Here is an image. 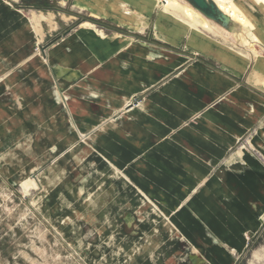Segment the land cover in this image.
<instances>
[{
	"label": "rangeland",
	"instance_id": "rangeland-1",
	"mask_svg": "<svg viewBox=\"0 0 264 264\" xmlns=\"http://www.w3.org/2000/svg\"><path fill=\"white\" fill-rule=\"evenodd\" d=\"M4 1L20 11V20L26 22L31 30L25 25L17 26L15 34L6 26L0 29V264H264V215L258 217L261 223L255 228L236 233V241L232 235L226 236L228 232L207 225L204 216L195 215L196 221L204 225L202 238L205 243L204 247L194 245L193 248L169 217L162 215V210L155 205L158 203L141 194L139 204H144V201L148 204V207L144 206L147 209H140L138 205L139 209L137 207L136 210L142 224L136 225L137 215L132 208L117 209L111 206V213L112 210L108 209L110 195L113 192L114 196H118L120 190L125 192L115 180L127 183L122 178L129 179L128 175L92 146H74L69 152H64L58 146V143L64 146L67 142L62 129V116L67 117L65 113L62 114L65 112L63 92L69 85L79 83L83 77L67 78L71 84H64V72L53 75L50 68L58 71L61 65H68L62 60L68 59L54 61L53 53L65 47L63 53L70 54L68 46L82 39L74 36L80 32L84 33V38L89 40L86 44L92 48L97 47L96 37L106 42H110L112 36L122 39L121 42L131 43L130 39H133L135 47L152 44L162 48L165 57L161 60L164 59L167 64L182 63V67L176 71L161 73L158 84L174 78L187 65L203 61L198 53L184 48L187 35L183 36V43L180 44H163L149 39L158 13L164 14L165 20L171 23L167 25L168 30L175 28L171 21L181 23L187 31L191 30L190 27L169 10L167 13L161 11L160 2L154 0L148 6L145 0H127L131 4L126 0H98V4L94 0ZM176 1L192 8L186 0ZM232 1L246 12L254 24L253 38L233 19H230L228 27L223 28L195 10L211 28L201 31L205 38L231 48L241 63L247 60L240 80L250 78L255 81L250 75L255 70L256 81L262 87L258 86L257 90L264 99V79L260 81L255 66L257 58L264 61V16L261 17L264 8L253 0ZM87 2L94 7L99 5L101 13L90 11ZM143 7L148 13L142 12ZM129 18L144 22L146 27L141 23L137 29L136 24L128 23ZM84 23L89 24V30L82 29ZM84 31H92L93 35ZM71 36H74L73 42L64 40ZM155 37H159V34H154ZM208 38L201 39V42L207 43ZM79 45L83 47L81 43ZM18 48L24 49L25 53L18 54ZM244 50L245 54L249 53L248 58L238 54ZM148 52H151L148 56L153 59L152 50ZM230 62L237 70L238 65ZM70 63L77 64V61ZM209 64L216 67L217 63ZM180 75H185V72ZM54 87L61 100L55 95L57 92L54 94ZM139 96L135 95L133 99L129 96V101L118 109L117 114L138 106L141 102ZM57 98L59 103L56 105ZM52 115H56V118ZM191 121H194L193 117L186 122ZM259 124L264 126V111ZM7 129L16 136L9 139ZM253 130L250 129L232 145L225 157L220 159L222 165L226 164L228 158L233 161L225 166L232 165L244 152L264 166V155L249 143L248 137ZM69 139H73V135ZM93 169L99 174H93ZM102 185L107 187L104 196ZM115 187L117 190L112 191ZM100 191L103 193L100 194ZM187 203L185 201L183 205ZM102 209L107 212V217L100 216ZM124 211H127L126 215ZM154 212L163 221H159L157 216L153 217ZM249 215L253 214L250 212ZM246 217L250 220V217ZM128 220H131L129 224ZM114 223L117 226H111ZM143 224L148 230H141ZM154 227L156 230L149 231ZM110 228L116 231H109Z\"/></svg>",
	"mask_w": 264,
	"mask_h": 264
},
{
	"label": "crops",
	"instance_id": "crops-1",
	"mask_svg": "<svg viewBox=\"0 0 264 264\" xmlns=\"http://www.w3.org/2000/svg\"><path fill=\"white\" fill-rule=\"evenodd\" d=\"M94 1L98 4V0ZM90 4L87 2V7ZM97 7V13H101L99 5ZM142 9V12L146 11V7ZM19 15L20 11L11 3L0 0V29L6 26L15 34L17 26L25 25L31 30ZM165 18L164 14L158 13L149 39L163 44H180L183 43V36L187 35L184 48L198 53L204 62L189 64L174 78L162 83L156 84L161 73L176 71L182 63L167 64L164 59L161 60L165 57L161 47L152 44L135 47L129 37L126 38L133 43L121 42L122 39L115 36L110 37V42L96 37L97 47L92 48L86 44L89 40L84 38V33L80 32L74 36L83 40L69 44L70 54L63 53L65 47L53 53L54 61L68 59L62 60L68 65H61L58 71L50 68L53 75L64 72V84H71L69 81L75 77H83L63 92L65 112L62 114L67 117L62 116V129L67 142L64 146L58 143V146L64 152L78 145L92 146L128 175L129 179L122 178L128 181L125 185L128 192L120 190V195H110L108 209L112 210L111 213V206L132 208L135 213L139 206L140 209H147L144 208L148 207L145 201L139 204L141 194L158 203L155 205L162 210V215L169 217L193 248L194 245L204 247L205 243L202 238L204 225L196 221L195 215L204 216L207 225L228 232L226 236L232 235L236 241V233L255 228L261 223L258 217L264 215V166L244 152H241L238 161L229 166L225 165L230 164L232 158H226L225 165L220 159L250 129H254L248 137L250 146L264 155V126L258 125L264 111V99L257 90L261 86L256 81L255 70L250 74L255 81L250 78L240 80L247 60L241 63L230 48L222 47L208 37L209 41L202 43L201 39H207L202 29L196 31L190 28L187 31L181 23L171 21L175 28L168 30L167 25L171 23ZM128 23L136 24L137 29L141 23L145 24L134 21V18H129ZM84 32L93 35L92 31ZM156 33L159 37L154 38ZM74 36L64 40L73 42ZM150 50L154 53L153 59L148 56ZM19 53L23 55L25 50L18 48ZM71 53L74 56L69 59ZM230 60L238 65L237 70ZM74 61L77 64L70 63ZM209 62L217 63L216 67ZM183 72L185 75L181 76ZM8 85L6 87L10 88ZM53 91L55 94L57 89L54 87ZM55 95L61 100L58 92ZM135 95L140 97L139 105L128 110L125 108L124 113L117 114L118 109L129 101V96L133 99ZM52 116L56 118V115ZM192 117L194 121L186 122ZM7 130L9 139L16 136ZM71 135L73 139H69ZM115 182L121 185L118 180ZM102 187L105 192L102 194L100 191V194L104 196L107 187ZM185 201L188 203L183 205ZM250 212L253 215H249ZM99 214L107 217L105 209ZM126 214L127 211H124ZM156 214L154 212L153 217L163 221ZM136 215L138 226L142 223ZM130 221H127L128 224ZM111 226H117V223ZM141 230L148 229L144 225ZM154 230L155 227L149 229Z\"/></svg>",
	"mask_w": 264,
	"mask_h": 264
},
{
	"label": "bare ground",
	"instance_id": "bare-ground-1",
	"mask_svg": "<svg viewBox=\"0 0 264 264\" xmlns=\"http://www.w3.org/2000/svg\"><path fill=\"white\" fill-rule=\"evenodd\" d=\"M145 1H146V5L153 3V0H145ZM154 1L155 2H157V1L160 2L161 5H160L159 9L161 11L167 13V11L169 10L171 13L178 15L184 21V23H186L193 30L195 28H197L199 30L202 28L203 31L204 30L205 31L211 30L209 23L203 18L205 16H203L194 7L191 6L194 9L193 10L192 8H189L187 6H182V5L178 4L176 0H154ZM253 1L256 4L261 5L262 8H264V0H253ZM95 2H97V1H95ZM214 2L218 6V8L229 19H233L236 23L242 25L245 28V30L249 31L250 32V33H248L249 36L251 38H253L252 37L253 36L252 35V27L254 26V24L252 23V21L250 20V18L246 14V12L245 11H242L241 8H239L240 6L238 7L236 5V3L233 2L232 0H214ZM88 6H89V8H91V11L97 13V11H98V7L97 6H95L96 8L94 6H92V4H90ZM195 10L197 12H199L203 17L199 16V14H197L195 12ZM262 11H264V10H262ZM263 16L264 15H262L261 17H263ZM206 19H208V18H206ZM263 19H264V17H263ZM208 20H210V19H208ZM196 23H199L200 25L198 24L199 26H197ZM88 25H89L88 23H84V24H82V28L89 29V26ZM238 54L239 55H243V56H245L247 58H248V55H249V53L248 54H245V50H244V52L243 51L242 52H238ZM255 62H256V65L255 66L258 69V73L257 74H258V77L260 78V81H261V80L264 79V61H262V60H260V59L257 58L255 60ZM94 173L95 174H99V172H96V169H93V174ZM119 183H121V186L125 189V192H128V191H126L128 189L125 187V185L127 183H125V182H119ZM114 190H117L116 187L113 188L112 191H114ZM114 195H115V193L112 192L111 196H114Z\"/></svg>",
	"mask_w": 264,
	"mask_h": 264
},
{
	"label": "water",
	"instance_id": "water-1",
	"mask_svg": "<svg viewBox=\"0 0 264 264\" xmlns=\"http://www.w3.org/2000/svg\"><path fill=\"white\" fill-rule=\"evenodd\" d=\"M206 18L228 27L230 19L218 8L214 0H186Z\"/></svg>",
	"mask_w": 264,
	"mask_h": 264
}]
</instances>
